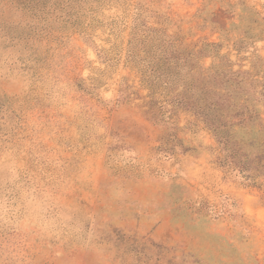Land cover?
<instances>
[{
	"label": "rangeland",
	"instance_id": "374dc122",
	"mask_svg": "<svg viewBox=\"0 0 264 264\" xmlns=\"http://www.w3.org/2000/svg\"><path fill=\"white\" fill-rule=\"evenodd\" d=\"M248 25L264 0H0V264H264V175L211 125L230 91L264 120Z\"/></svg>",
	"mask_w": 264,
	"mask_h": 264
},
{
	"label": "trees",
	"instance_id": "16d2710c",
	"mask_svg": "<svg viewBox=\"0 0 264 264\" xmlns=\"http://www.w3.org/2000/svg\"><path fill=\"white\" fill-rule=\"evenodd\" d=\"M253 31L252 26H245L241 31L242 37L238 40L240 44L237 50H245L252 41L264 33ZM227 70H229L227 82L240 87L248 72L232 71L231 68ZM218 81L219 84L224 83L222 78ZM234 93L230 91L226 97L218 96L219 103L211 116L214 123L211 125L216 129L217 142L220 146L218 161L228 172L232 171L239 176L242 182L254 186L257 178L264 175V120L256 110H250L239 101H235Z\"/></svg>",
	"mask_w": 264,
	"mask_h": 264
}]
</instances>
